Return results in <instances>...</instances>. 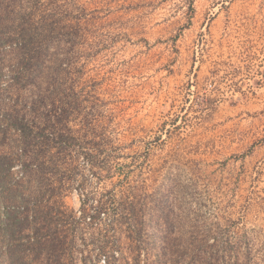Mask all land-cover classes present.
Instances as JSON below:
<instances>
[{"label": "rangeland", "instance_id": "374dc122", "mask_svg": "<svg viewBox=\"0 0 264 264\" xmlns=\"http://www.w3.org/2000/svg\"><path fill=\"white\" fill-rule=\"evenodd\" d=\"M1 38L0 264H264V0H0Z\"/></svg>", "mask_w": 264, "mask_h": 264}, {"label": "trees", "instance_id": "16d2710c", "mask_svg": "<svg viewBox=\"0 0 264 264\" xmlns=\"http://www.w3.org/2000/svg\"><path fill=\"white\" fill-rule=\"evenodd\" d=\"M42 20H40L41 24H39V26L41 27H35L36 23L34 21V19H31L32 23H29L28 26L23 27L19 30V32L16 34L17 35V40L20 41V43L26 44L28 43L31 38H30V34L33 31H38V29H41L42 32L40 34L42 40L44 43H46L47 41H49L48 39L51 38L52 36V32H54L56 30V25L52 22L51 17L48 13H46L45 9L42 8V14L40 15ZM30 32V33H29ZM44 36H43V35ZM1 42L6 41L5 39L3 40L2 38L0 39ZM36 125H32L28 122H26L24 120V118L20 119V121L16 124V131L19 135V137L24 141V143L31 139L32 134L34 133V130H36ZM28 158L30 159H35L34 154H30L27 155ZM23 168L26 167V169L24 168L23 170H27L28 169V164L24 163ZM24 209H26V207H23ZM25 212L24 211H9L7 213L8 218L10 219V222H8V229L10 230V234L11 237L15 236V234L17 232H23V230L26 228V220L28 219V217H26V214L23 215ZM47 241V240H46ZM15 250L16 251H23V246L18 244L15 245ZM13 256V253H12ZM11 256V260H12V264H23V257H12ZM111 263V262H110Z\"/></svg>", "mask_w": 264, "mask_h": 264}]
</instances>
